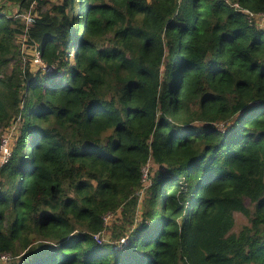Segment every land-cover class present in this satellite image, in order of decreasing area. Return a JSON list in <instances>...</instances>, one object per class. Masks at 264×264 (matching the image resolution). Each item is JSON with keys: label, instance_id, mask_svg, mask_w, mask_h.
<instances>
[{"label": "trees", "instance_id": "trees-1", "mask_svg": "<svg viewBox=\"0 0 264 264\" xmlns=\"http://www.w3.org/2000/svg\"><path fill=\"white\" fill-rule=\"evenodd\" d=\"M0 3L1 262L264 264V0Z\"/></svg>", "mask_w": 264, "mask_h": 264}, {"label": "rangeland", "instance_id": "rangeland-1", "mask_svg": "<svg viewBox=\"0 0 264 264\" xmlns=\"http://www.w3.org/2000/svg\"><path fill=\"white\" fill-rule=\"evenodd\" d=\"M56 1V0H55ZM60 1V0H59ZM0 7H1V3H0ZM22 18L24 20H28L29 16L28 15H23ZM256 22L260 25V26H264V16H259L256 18ZM24 40H18V44L22 43V52H23V59H22V66L29 64L31 67V71L32 72H37L40 67L34 63V59L35 56L37 54V50L35 47L33 46H28L27 44H24ZM73 59V58H72ZM0 134H1V138H2V146L3 145H7L10 152L12 151L13 145L15 144L14 142H16L17 138H18V128L16 124H13V126L9 129H2L0 128ZM153 163H150L147 168H146V176H145V181H144V185L148 186L149 185V173L151 170ZM119 214L113 215L112 217H110V219L108 220L107 225L110 226L111 223L116 220L118 218ZM247 224V218L241 214H237L236 215V229L235 231L238 232L240 231V229L242 228L243 225ZM109 235L108 232H104V238L107 240V236ZM10 256L8 255V258ZM0 264H4L3 262L0 261ZM8 264V263H7Z\"/></svg>", "mask_w": 264, "mask_h": 264}, {"label": "built area", "instance_id": "built-area-1", "mask_svg": "<svg viewBox=\"0 0 264 264\" xmlns=\"http://www.w3.org/2000/svg\"><path fill=\"white\" fill-rule=\"evenodd\" d=\"M34 63H36L40 68L46 69V65L43 63L42 58H41L40 53L38 52V50H37V54H36L35 59H34ZM10 157H11V152H10L8 146L7 145H3L2 146V144H1V147H0V166L6 164L9 161ZM146 174L147 173H146V168H145L144 169V181H145ZM112 216L113 215H108V216L105 217L106 224L108 223V220ZM95 239L99 243H101V239H100V236L99 235L95 236ZM121 242L122 243H125L126 242V239H123ZM8 259H9L8 258V255H3L2 258H1V260L3 262H7Z\"/></svg>", "mask_w": 264, "mask_h": 264}]
</instances>
